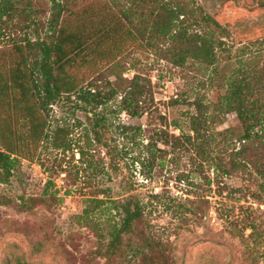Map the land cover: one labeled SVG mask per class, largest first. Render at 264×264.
I'll return each mask as SVG.
<instances>
[{
  "label": "rangeland",
  "instance_id": "374dc122",
  "mask_svg": "<svg viewBox=\"0 0 264 264\" xmlns=\"http://www.w3.org/2000/svg\"><path fill=\"white\" fill-rule=\"evenodd\" d=\"M69 1L77 6L102 2L113 9L130 3ZM190 3L201 5L224 25L231 56L220 54L213 65L187 60L174 66L154 50L129 47L117 62L102 63L115 83H126L135 72L150 77L159 112L150 121L145 114L132 117L118 109L119 96L110 102L118 110L108 112L104 124L95 128L94 116L73 102L54 104L53 113L71 125L72 149L42 148L38 159L15 162L9 180L0 182V264H18V259L28 264H264L263 258L245 257L248 247L227 220L253 211L264 227L259 178L247 170L213 169L211 158L204 160L198 153L196 141L165 145L153 132L167 127L175 134L190 133L193 99L199 96L207 102L217 87L226 85L228 74L240 64V50H245L243 58L254 50L264 55V46L248 42L264 36V0ZM51 4L52 0H31L36 18L45 20ZM5 50L0 46V58ZM218 113L219 118L210 122L213 136L207 149L213 161L228 167L241 126L235 112ZM147 143L154 155L150 163ZM91 196L105 199L89 212L94 226L78 218ZM130 199L143 206L142 215L122 234L119 248L106 255L98 231L106 243L108 226L121 218L120 205Z\"/></svg>",
  "mask_w": 264,
  "mask_h": 264
},
{
  "label": "trees",
  "instance_id": "16d2710c",
  "mask_svg": "<svg viewBox=\"0 0 264 264\" xmlns=\"http://www.w3.org/2000/svg\"><path fill=\"white\" fill-rule=\"evenodd\" d=\"M23 2L0 0V46L6 47L0 58V182L9 180L15 162L38 159L42 148L72 149L71 125L53 113L54 104L73 102L94 116L93 128L101 127L107 113L118 109L132 117L145 114L148 121L154 112L159 113L150 77L135 72L126 83H115L100 67L117 62L129 47L154 50L174 66H183L187 60L213 65L220 54L231 56L224 25L190 0H130L119 9L96 1L77 6L69 0H52L45 20L36 18L31 0ZM248 42L263 47L264 36ZM244 52L239 51L240 64L228 74L226 85L217 87L207 102L199 96L191 102L195 112L189 120L190 133L175 134L167 127L153 132L165 145L196 141L198 153L204 160L211 158L213 169L247 170L259 178L258 186L264 190V55L254 50L243 58ZM118 96V109H114L110 102ZM218 112H235L241 126L228 167L213 161L207 149L213 136L210 122L219 118ZM99 134L100 129L95 137ZM146 148L150 163L154 159L150 143ZM88 201L78 218L94 226L89 212L105 199L91 196ZM120 207L122 216L108 226L106 243L98 231L100 249L105 247L106 255L119 248L122 234L131 231L143 212V206L131 199ZM227 220L230 230L248 247L245 257L264 259V246L259 250L264 227L253 211ZM246 229H250L247 234Z\"/></svg>",
  "mask_w": 264,
  "mask_h": 264
}]
</instances>
